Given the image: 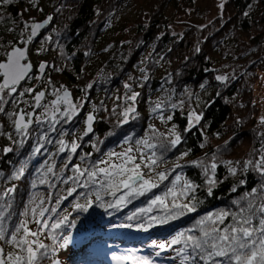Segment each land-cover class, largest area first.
I'll return each mask as SVG.
<instances>
[{"label": "trees", "instance_id": "trees-1", "mask_svg": "<svg viewBox=\"0 0 264 264\" xmlns=\"http://www.w3.org/2000/svg\"><path fill=\"white\" fill-rule=\"evenodd\" d=\"M124 1L10 0L0 4V45H15L28 34L25 24L52 15L49 27L29 48L33 73L38 75L36 68L40 63L52 67L41 79L27 81L24 86L45 90L44 102L54 98L50 95L53 87L63 86L71 92L73 103L83 105L72 122L61 121L56 124V131L48 133L52 143L39 141L43 145L40 153L34 151L39 131L32 132L30 128L32 134L20 147L14 117L0 113V193L15 188L8 213L22 212L33 194L47 197L51 193L52 207L58 191L69 187L61 184L59 178L73 176L74 166L85 168L93 161L107 159L109 153L124 151L129 147L124 143L126 137L144 139L152 135L153 129L167 137L169 130L175 128L181 143L164 153L163 162L156 169L171 174L153 192L163 195L165 185L170 186L180 174L199 186L189 194L195 196L197 210L144 231L136 225L145 221L147 215L162 214L153 208L152 213L140 215L153 193L118 209L98 206L90 197L93 205L84 212L75 211L69 197L59 205L60 215L70 214L72 226L62 229L68 242L65 244L63 237L56 241L45 239L51 254L43 264H91L94 258L87 261L82 250L91 249L89 244L93 242L106 243L107 250L117 247L126 255L130 251L137 256L148 255L157 264H180L174 250L155 256L159 250L152 246L153 241L171 240L194 228L206 214L234 208L233 200L259 188L264 181L251 166L247 171L240 170L246 161H255L264 154V124L257 119L260 105L256 102L264 93V0H224L218 15L202 26L187 21L196 0H146L135 16L131 35L125 41L111 43L109 38L115 34L111 18ZM174 27H179L180 32L174 33ZM3 51L0 48V53ZM217 76L228 79L219 81ZM132 94H138L135 102L128 99ZM23 99L32 102L31 97ZM157 104L160 109H156ZM129 106L136 111L122 124L121 114ZM19 108L31 110L24 103ZM5 110L11 113L19 109L10 101ZM86 111L96 117L90 136L83 135ZM191 113L202 117L194 127L189 124ZM187 128L191 130L185 131ZM60 140L69 146L76 142L77 152L71 153L69 148L59 152ZM5 148L12 151L5 152ZM185 152L187 155L181 159ZM214 154L217 183L213 195L208 196L203 169L192 162L210 165ZM229 161L237 167L236 175L229 173ZM177 162L183 167L171 171ZM48 167L52 173L46 171ZM21 170L23 175L16 179ZM41 178L47 183L40 184ZM53 182L55 188L50 187ZM110 199L105 196V200ZM134 213L137 215L133 220H128ZM15 219L13 215L10 223ZM98 254L102 256L100 250Z\"/></svg>", "mask_w": 264, "mask_h": 264}, {"label": "snow or ice", "instance_id": "snow-or-ice-1", "mask_svg": "<svg viewBox=\"0 0 264 264\" xmlns=\"http://www.w3.org/2000/svg\"><path fill=\"white\" fill-rule=\"evenodd\" d=\"M9 2L10 0H0V4ZM222 7L223 4H221ZM48 19L51 20V17ZM43 27L44 24L40 23L25 24L24 31L28 32L30 29L25 39H19L15 45L10 43L0 45V48L4 49L0 53V113L15 117L13 125L16 134L21 137L17 141L20 147H23L25 140L32 134L29 131L30 128L32 132L39 131L35 153L41 151L43 146L39 143L41 139L52 143L48 133L56 131V124L61 121L72 122L79 115L78 108L83 107L82 104L77 105L72 102L71 93L63 86L52 88L50 95L55 98L50 102H43L46 99L44 90L36 91L34 87L24 86L27 81L41 79L45 70L52 67L46 63H40L37 75L33 73L32 63L28 62L27 46L37 37L39 30ZM216 79L226 81L228 78L217 76ZM48 83L51 86L50 80ZM88 87L90 88L91 85ZM137 95L132 94L128 99L135 102ZM25 96L31 97L32 102L29 103L28 100L23 99ZM10 101L17 106L18 111L6 112L5 106L9 105ZM20 103H24L32 111L20 109ZM172 107L175 108L176 105ZM160 108L161 105L157 104L156 109ZM36 109L42 111L36 114ZM135 111V107H127L121 114L123 119L120 123H127L130 114ZM132 118L134 119L135 116ZM201 118V115L191 113L189 124L194 127ZM168 119L171 120V116ZM94 120V115L86 116L84 136L93 134ZM261 123L264 124V117L261 118ZM190 130V128L185 129V131ZM124 143L129 145L124 151L109 153L107 159L93 161L85 168L74 166L71 169L74 172L73 176L59 178L61 184H67L69 187L58 191L55 196V205L52 207H49L53 202L51 193L47 197L33 194L22 212L8 213L15 188H8L0 193V264H43V261L50 258L51 254L50 245L44 243L45 239L56 241L63 237V242L66 244L68 239L62 229L71 227L72 224L70 214L60 215L62 209L59 205L69 197L74 201L73 209L77 212H84L92 207V198L98 206L118 209L121 205L126 206L132 200L153 193L148 206L140 209V215L152 213L153 208L162 214L147 215L145 221L136 225L138 229L144 231L155 224L168 223L170 220L196 212L195 196H189V194L194 193L199 186L184 179L180 174L171 180L170 186L165 185L166 191L163 195H156L153 192L154 189L164 184L171 174L156 171V169L163 162L164 153L181 143V135L176 132L175 128L169 130L167 137L153 129L150 137L133 140L129 136L125 138ZM59 145L58 151L61 153L66 148H69L71 153H76L79 147L76 142H72L69 146L63 140L59 141ZM4 151L11 152L12 148H5ZM186 155L187 152L183 153L181 159ZM216 159L214 154L212 157L214 162L210 165L205 164L204 161L192 162L203 169L208 196L213 195V187L217 183L214 178L217 168ZM226 166L231 175H236L237 167L233 166L232 162H227ZM249 166L264 177V154H261L255 161L251 159L246 161L240 170L247 171ZM182 167L183 165L177 162L171 171ZM46 171L52 173L53 169L48 167ZM20 175H23L22 170L15 178L19 179ZM39 183L44 184L47 181L41 178ZM240 183L243 184L244 181ZM32 187L35 188L36 183H33ZM50 187L55 188V182ZM78 189H83V191H78ZM232 191L235 192L236 188L233 187ZM105 196L111 199L105 200ZM232 203L234 208L206 214L196 221L194 228L180 232L171 240L153 241L152 246L159 250L155 256L159 257L163 252L174 250L176 256L180 258V264H264V181L261 182L259 188H252L250 192L233 200ZM13 215L16 219L10 223ZM136 215L134 213L127 219L133 220ZM33 224L35 228L30 227ZM122 227H133V225H122ZM177 245H179L178 248L175 247ZM113 259L122 261L124 264H155L153 259L147 256H137L131 251L128 255L114 256Z\"/></svg>", "mask_w": 264, "mask_h": 264}, {"label": "rangeland", "instance_id": "rangeland-1", "mask_svg": "<svg viewBox=\"0 0 264 264\" xmlns=\"http://www.w3.org/2000/svg\"><path fill=\"white\" fill-rule=\"evenodd\" d=\"M145 2L146 0H125L123 7L121 6L119 9L113 12V17L111 18L112 22L110 23V26L115 29V34H113L109 38L111 43L118 39H120L121 41H125L131 35L135 16L139 9L144 6ZM223 2L224 0H196L194 9L188 13L187 21L200 26L205 25L216 15H218L221 10V4ZM167 12L169 13L171 12V10L168 9ZM175 21L181 22L183 21V19H176ZM173 29L174 33L180 32L179 27H174ZM261 82L264 87V74L261 75ZM256 102L260 105V111L257 116V119L258 121H261V118L264 117V93L261 94V96L256 100ZM41 111L42 110L39 109L37 111V114H39ZM78 112H80L79 108ZM87 113L88 111L85 113V115ZM116 249L117 248H115V251L113 252L109 251L110 254H106L105 257H102L104 263L124 264L123 262L113 259L114 256H120L119 251ZM107 259L109 261H107Z\"/></svg>", "mask_w": 264, "mask_h": 264}, {"label": "water", "instance_id": "water-1", "mask_svg": "<svg viewBox=\"0 0 264 264\" xmlns=\"http://www.w3.org/2000/svg\"><path fill=\"white\" fill-rule=\"evenodd\" d=\"M49 17H51V20H52V15L51 14H48L44 19H42L41 21H37V22H34V23H40V24H44V27L42 28V29H40L39 30V32H38V35H37V37H35L34 39H33V41L34 40H36L39 36H40V34L46 29V28H48L49 27V25H50V23H51V20H49L48 18ZM47 21V23H45ZM29 32H30V29H29ZM32 41V42H33ZM31 42V43H32ZM30 43V44H31ZM30 44L27 46L28 47V51H29V46H30ZM24 46V45H23ZM22 46V47H23ZM28 62H30V60H29V55H28ZM31 63V62H30ZM41 91V90H40ZM45 91V90H44ZM70 92V91H69ZM71 93V92H70ZM43 103V102H42ZM38 109H36V111H37ZM31 111H32V109H31ZM89 114H92L93 115V113L92 112H90ZM88 115V114H87ZM86 115V116H87ZM86 116H85V119H84V126H85V129H86V124H85V120H86ZM33 119H34V117H33ZM95 125V120H94V122H93V126ZM89 135H91V134H89Z\"/></svg>", "mask_w": 264, "mask_h": 264}]
</instances>
